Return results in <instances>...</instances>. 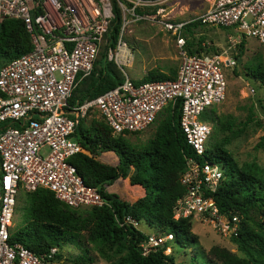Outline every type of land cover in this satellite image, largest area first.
<instances>
[{
	"label": "built area",
	"instance_id": "built-area-1",
	"mask_svg": "<svg viewBox=\"0 0 264 264\" xmlns=\"http://www.w3.org/2000/svg\"><path fill=\"white\" fill-rule=\"evenodd\" d=\"M168 1L118 0L123 25L108 58L125 71L122 62L132 61L125 40V13L144 19L136 12L138 6L156 8V15L147 17H165L160 23L176 35L181 47L176 77L137 82L125 71L124 80L116 87L71 103L78 77L88 76L94 69L114 17L112 0H0V22L23 20L33 43L32 51L0 67V264H49L59 252L58 247H52L37 255L24 244L10 241L23 191L49 189L73 208L107 203L99 189L85 183L70 162L83 148L73 134L96 109L118 135L142 131L165 107L180 100V125L195 154L186 157L180 178L185 192L176 202L174 216L210 223L228 241L237 235L240 215L221 212L215 198L225 173L220 162L207 158L213 127L210 120L200 119L226 99L225 68H234L237 60L228 50L190 54L187 37L182 34L193 20H175L165 6ZM194 20L212 27H237L243 35L264 42V0H214ZM240 41L230 36L229 48ZM45 145L50 148L46 156L42 154ZM128 221L136 227L139 223L131 217ZM174 239L173 232L148 233L140 244L141 251L148 256L165 247L164 252L170 254L169 243Z\"/></svg>",
	"mask_w": 264,
	"mask_h": 264
},
{
	"label": "trees",
	"instance_id": "trees-1",
	"mask_svg": "<svg viewBox=\"0 0 264 264\" xmlns=\"http://www.w3.org/2000/svg\"><path fill=\"white\" fill-rule=\"evenodd\" d=\"M112 6L114 17L94 69L90 75L78 77L71 103L92 99L124 80L122 70L108 59V51L116 46L123 25L118 0H112ZM146 9L137 7L136 12L142 15L148 12ZM200 25L203 24L199 20H193L185 25V31ZM191 43L187 39L189 53H198L190 49ZM245 44L244 37L231 49L237 64L244 55ZM32 49L31 35L23 20L10 18L0 22V58L5 62L3 65ZM176 75L175 72L170 76L152 71L137 82L173 79ZM246 76L264 85L263 53L254 55L247 62ZM165 110L153 137L142 145L131 141L127 133L115 135L104 120L93 119L88 124L84 118L73 134L83 148L70 162L85 183L99 189L107 203L82 210L59 200L49 189L23 191L25 225L12 231L10 241L24 244L37 255H44L52 247H58L59 252L54 259L63 257V246L75 245L82 250L73 258L76 264L95 263L96 258L91 254L93 249L108 264H264V167L256 161L240 164L226 148L233 136L242 132L258 113L264 117V105H261V110L252 106L243 123L238 122L233 114L207 118L213 123V129L215 126L217 135H225L211 145L209 141L207 158L220 162L224 167L225 175L215 198L221 212L237 213L241 217L239 231L232 238L241 254L219 245L213 246L208 254L202 252L198 247V236L193 231V221L190 218H175L176 202L185 192L180 178L185 170L186 157L195 153L180 125V100L174 106L168 105ZM106 152L117 156V165L99 159ZM122 179L129 200L136 202L119 196L116 188ZM255 214L260 219H256ZM128 217L144 221L156 232H173L175 243L195 249L193 256L188 263L179 262L172 253L164 252L165 247L148 256L143 255L140 244L148 234L128 221Z\"/></svg>",
	"mask_w": 264,
	"mask_h": 264
},
{
	"label": "rangeland",
	"instance_id": "rangeland-1",
	"mask_svg": "<svg viewBox=\"0 0 264 264\" xmlns=\"http://www.w3.org/2000/svg\"><path fill=\"white\" fill-rule=\"evenodd\" d=\"M210 3L211 0H169L165 6H167L169 11L172 10L171 15L175 20L188 22L204 13L209 8ZM141 8H147L146 10H148V12L142 14V16H145L144 19H134V16L129 12L125 13V17L128 20L125 30V40L129 44L128 52H132V61L124 60L122 67H124L126 73L134 80L142 79L152 71H159L172 76L173 72L177 73L182 60L181 47L177 44V37L171 30L166 29L160 23V20H164L165 17L161 15H157L154 19L147 17V15H156V8H148L145 6H141ZM182 35H187L188 41L192 42L190 49L198 53H208L207 51L222 52L224 50H228L231 53V49L229 48L231 45L229 42L230 36L240 40L244 37L246 39L245 52L238 61L237 66L235 68H225L228 81L226 99L222 103L212 106L208 112H204L200 116L202 121H207V118L210 119L215 116L221 117L223 115L233 114L238 119V122L243 123L247 120L252 106L257 107V110H261V105H264V85H261L259 81L254 82L246 76V65L254 55L259 53L264 54L263 41L252 35H243L237 27H212L205 24L194 26L189 31H184ZM186 49L188 48L186 47ZM4 63L0 58V67ZM124 72L121 71L125 77ZM165 113L166 110L164 108L158 114L157 119L147 128L137 133H127L126 136L138 145L147 143L153 137L157 125ZM85 119L88 124L93 119L106 121L102 113L97 109L90 112ZM211 124L213 127V123ZM224 137L225 135L221 133L217 135L214 126L210 137V145ZM226 148L240 164L256 161L264 167V117L261 113H258L254 120L242 132L233 136L231 142L226 145ZM49 151V146L45 145L42 149V154L46 156ZM92 155L95 156V153ZM99 159L111 165L118 164V158L112 152L103 153ZM128 180L130 181V179ZM123 182L124 179L117 183L118 186L116 189L120 193L119 196L122 199L126 198L127 201L132 203L136 202L137 200H129L127 188ZM25 204L26 201L24 193L22 192L18 198L12 231L22 228L25 225V211L23 210ZM255 217L256 219H260L257 214H255ZM137 227L147 234L156 232L155 228L150 227L144 221L139 222ZM193 231L198 236L199 249L206 254L216 245L227 247L241 254L237 245L220 236L210 223L202 220H194ZM176 244L178 243H175L174 240L169 243L172 248V255L176 256L177 261L188 263L195 249L190 247L185 248ZM81 253L82 250L79 247L67 244L62 248L63 257L61 259L56 258L49 264H76L73 258ZM91 254L96 258L93 264H108L94 249L91 251Z\"/></svg>",
	"mask_w": 264,
	"mask_h": 264
},
{
	"label": "crops",
	"instance_id": "crops-1",
	"mask_svg": "<svg viewBox=\"0 0 264 264\" xmlns=\"http://www.w3.org/2000/svg\"><path fill=\"white\" fill-rule=\"evenodd\" d=\"M213 2H214V0H211V3H210L209 8L212 6ZM209 8H208V9H209ZM208 9H207V10H208ZM207 10H206V11H207Z\"/></svg>",
	"mask_w": 264,
	"mask_h": 264
}]
</instances>
